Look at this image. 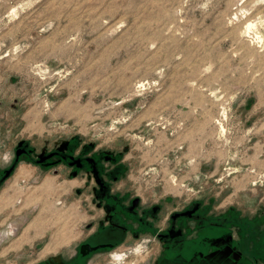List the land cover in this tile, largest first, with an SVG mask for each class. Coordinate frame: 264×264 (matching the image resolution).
Instances as JSON below:
<instances>
[{"label": "rangeland", "instance_id": "obj_1", "mask_svg": "<svg viewBox=\"0 0 264 264\" xmlns=\"http://www.w3.org/2000/svg\"><path fill=\"white\" fill-rule=\"evenodd\" d=\"M74 136L126 147L151 200L264 205V0H0V170L18 141ZM64 180L17 166L1 232L27 226L3 253L38 243L40 258L78 233Z\"/></svg>", "mask_w": 264, "mask_h": 264}, {"label": "flooded vegetation", "instance_id": "obj_2", "mask_svg": "<svg viewBox=\"0 0 264 264\" xmlns=\"http://www.w3.org/2000/svg\"><path fill=\"white\" fill-rule=\"evenodd\" d=\"M19 142L9 165L0 170L1 180L13 167L0 189L21 163L52 170L71 184L83 212L78 233L40 258L38 243L23 242L3 253L7 237L22 235L27 221L6 237L0 224V264L10 259L15 264H264L261 203L249 211L218 209L212 200H151L127 175L126 147L98 149L77 136L45 141L39 148L30 141L18 148ZM120 250L119 257L111 255Z\"/></svg>", "mask_w": 264, "mask_h": 264}, {"label": "water", "instance_id": "obj_3", "mask_svg": "<svg viewBox=\"0 0 264 264\" xmlns=\"http://www.w3.org/2000/svg\"><path fill=\"white\" fill-rule=\"evenodd\" d=\"M23 143H24V141L19 142V144H18V148H20V147L22 146ZM18 156H19V151H17V158H18ZM16 161H17V160H16ZM16 161H15V162H16ZM13 166H14V165H13ZM12 169H13V167L10 168L9 170H7V171L4 172V176L1 178L0 183L3 182V181H4V180L10 175Z\"/></svg>", "mask_w": 264, "mask_h": 264}, {"label": "bare ground", "instance_id": "obj_4", "mask_svg": "<svg viewBox=\"0 0 264 264\" xmlns=\"http://www.w3.org/2000/svg\"><path fill=\"white\" fill-rule=\"evenodd\" d=\"M248 27H250V26H248ZM251 28V27H250Z\"/></svg>", "mask_w": 264, "mask_h": 264}]
</instances>
